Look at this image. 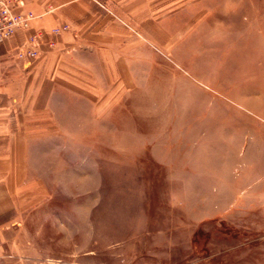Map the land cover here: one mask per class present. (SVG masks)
Segmentation results:
<instances>
[{
  "label": "rangeland",
  "instance_id": "obj_1",
  "mask_svg": "<svg viewBox=\"0 0 264 264\" xmlns=\"http://www.w3.org/2000/svg\"><path fill=\"white\" fill-rule=\"evenodd\" d=\"M189 19L112 107L54 96L0 189L1 264H264V0Z\"/></svg>",
  "mask_w": 264,
  "mask_h": 264
},
{
  "label": "crops",
  "instance_id": "obj_2",
  "mask_svg": "<svg viewBox=\"0 0 264 264\" xmlns=\"http://www.w3.org/2000/svg\"><path fill=\"white\" fill-rule=\"evenodd\" d=\"M196 1L20 0V11L36 18L0 44V189L12 188V173H25L29 134L52 122L57 93L97 95L104 100L97 107H112L124 69L131 75L135 62L156 54L179 58L178 46L196 28L189 19ZM34 34L42 36L40 55L27 63L17 52Z\"/></svg>",
  "mask_w": 264,
  "mask_h": 264
},
{
  "label": "built area",
  "instance_id": "obj_3",
  "mask_svg": "<svg viewBox=\"0 0 264 264\" xmlns=\"http://www.w3.org/2000/svg\"><path fill=\"white\" fill-rule=\"evenodd\" d=\"M20 0H0V44L10 40L17 31L28 30L36 15L31 11H20ZM67 25L52 30L57 35L68 31ZM41 34L29 36L18 48V58L30 63L40 55ZM1 264V258H0Z\"/></svg>",
  "mask_w": 264,
  "mask_h": 264
}]
</instances>
